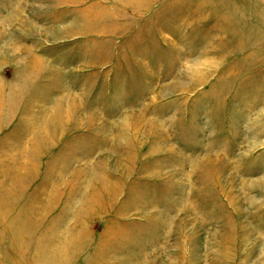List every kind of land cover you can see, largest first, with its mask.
<instances>
[{
  "label": "rangeland",
  "instance_id": "1",
  "mask_svg": "<svg viewBox=\"0 0 264 264\" xmlns=\"http://www.w3.org/2000/svg\"><path fill=\"white\" fill-rule=\"evenodd\" d=\"M0 264H264V0H0Z\"/></svg>",
  "mask_w": 264,
  "mask_h": 264
}]
</instances>
